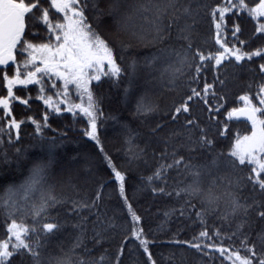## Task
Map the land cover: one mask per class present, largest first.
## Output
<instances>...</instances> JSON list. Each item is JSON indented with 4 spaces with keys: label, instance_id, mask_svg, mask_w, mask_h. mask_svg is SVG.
Wrapping results in <instances>:
<instances>
[{
    "label": "snow or ice",
    "instance_id": "1",
    "mask_svg": "<svg viewBox=\"0 0 264 264\" xmlns=\"http://www.w3.org/2000/svg\"><path fill=\"white\" fill-rule=\"evenodd\" d=\"M192 3L193 0H147L146 4L136 7L129 4V0H108L106 15L110 21L106 23L114 24L117 32L128 30V22L133 13L151 12V40L164 44L166 40L173 38L172 29L176 25L174 39L184 43L176 47L166 45L145 60L149 68H154L162 60L169 61L160 78L170 87H177L179 77H186L184 83L189 94L174 106L172 121L177 122L182 115L190 114V102L194 100L203 101L207 108V124L185 117L180 128L170 132L163 141L162 150H153L158 164L146 178L147 183L152 185L154 195L171 196L174 191L177 199L185 197L184 204L171 212L178 211L184 216L187 205V210H194L196 219L201 223L202 230L192 240L174 239L169 243L174 246L186 244L202 256H210V251H214L231 264H264V225L253 237L255 221L250 218L254 213L264 222V76L257 83L255 93L259 104L254 103L248 93H244L237 98L238 102H243L242 106L229 108L224 113L223 120H218L217 117L227 107L228 98L216 91L217 84H225V79H221V76L224 75L226 64L238 68L242 66V62L252 61L253 57L264 59V47L249 52L235 43L229 44L224 36L226 13L239 15L247 12L252 20H256L264 17V0H258L251 7L245 0H221L210 8L209 14L215 28L214 41L218 46L214 51L193 48L192 33L198 23L197 16L201 9L208 6L197 0V6L193 8ZM89 7L97 16L105 14L100 8V0H0V84L6 89V95H0V109L5 118L12 116L10 105L13 101L18 100L22 104L29 102L15 94L16 86H22L24 90L29 85L39 86L36 99L43 101L46 111L42 121L31 116L27 118L34 125V136L44 139V129L49 127L48 121L52 114L60 116L62 113H70L74 122L78 117L86 120L83 135L95 141L103 153L97 133L104 113L94 88L102 84L104 78L118 81L124 69L117 62L115 49L89 23L86 15ZM166 17L168 22L165 24ZM143 18L149 20L147 15ZM37 25L45 29L43 42L39 43L32 40L33 35H39V32L31 31ZM239 32V26L234 25L232 37L235 38ZM255 32L264 33V24L257 25ZM139 38L143 40L145 36L141 35ZM244 44L245 41H239V45ZM17 54L22 58L18 59ZM2 66H14V69L10 73ZM137 70V62L130 61L127 69L129 84H132ZM208 71L212 73V82H208L205 75ZM248 71L251 72L252 69L249 68ZM259 74H264V63L259 65ZM202 75L204 82L201 87ZM93 82L97 83L94 85ZM251 87L249 83V88ZM52 89H57L55 99L47 94ZM125 94H128V88H125ZM153 110L151 102L144 97L136 101L138 115H147ZM239 118L247 121L250 131L242 136L237 135L227 151L222 146L218 148L219 141L226 138L228 122ZM22 123L23 121L13 118L0 125V147L4 145L5 137L9 146L20 139ZM162 127L158 123L151 129V133L159 132ZM136 136L134 130L127 129L125 143L130 161L139 160L145 154L144 149L135 144ZM54 143L52 141L51 145ZM15 153V163L19 167L20 149L17 148ZM198 156L203 158V162H194ZM104 160L111 169L120 198L131 216V237L138 240V247L147 258V264H157L149 249L150 242L144 229L138 227L142 219L128 203L126 174L115 167L107 154ZM12 162L6 151L0 152V163L11 167ZM49 163L50 160L34 162L23 181L9 183L0 191V212L5 217L6 231V237L0 238V264H85L81 257L73 260L76 250L84 247L86 252L91 251L85 246V239H90L99 246L104 241V233L114 227L112 218L109 217L105 222L106 214L98 208L104 195V185L101 184L91 199L70 201V211L77 216V222L72 225L77 233L72 247L63 256H46L44 250L49 238L62 228L59 222L50 217V209L57 203L58 197L48 182ZM221 167L233 172L238 168H250L251 172L247 176L236 175L228 179L226 195L230 212L225 213L221 219L227 222L230 231L222 233L217 227L210 233L205 217L218 211L221 196L213 191L216 177L213 176L207 189L203 187L202 177ZM173 171L190 180L183 187L167 191L169 173ZM249 185L251 195L244 196V189ZM194 198H199L203 207L197 209L192 203ZM83 212L89 215H80ZM164 214L168 216L170 213L165 211ZM90 217L95 219L90 220ZM229 217L235 219L234 226ZM89 231L91 236L88 235ZM128 238L125 236V240ZM225 240L229 241L227 246L224 244ZM236 241L239 243L236 244ZM122 252L123 244L114 260L104 251L90 260L89 264H120Z\"/></svg>",
    "mask_w": 264,
    "mask_h": 264
},
{
    "label": "trees",
    "instance_id": "2",
    "mask_svg": "<svg viewBox=\"0 0 264 264\" xmlns=\"http://www.w3.org/2000/svg\"><path fill=\"white\" fill-rule=\"evenodd\" d=\"M203 4H206L208 7L205 8V12H209L210 8L220 3L221 0H199ZM187 2V0H186ZM246 3H251V6L258 2V0H245ZM147 0H129V4L138 7L140 4H146ZM102 5L108 6V0H100V8H103ZM197 6V0H193L192 7ZM204 9V8H203ZM201 9V10H203ZM200 10V11H201ZM54 11V10H53ZM59 15V14H57ZM87 19L89 23L95 28L96 31L106 39L109 44L115 49V55L117 62L121 65L122 69H124L120 79L116 82L104 78L103 83L98 87L94 88V91L100 101L101 109L104 113V118L99 121L98 128V136L100 143L103 147V153L100 151L98 156H96L95 152L91 151L93 154V158L96 163V167L102 170V174L98 175L95 179V183H93V187L88 190L87 198L91 199L95 196V186L100 187L101 184L104 185L103 188V198L99 202L98 208L102 213H105L104 216L105 222L110 217L112 218L114 227L110 228L106 233H104V241L99 245V247L107 253H111L112 251L116 252L120 250L121 245L123 244V252L120 259V264H147L141 261L140 256H138V251L140 248L138 247V243L129 240H125V236L131 237V229H132V221L131 216L128 213L127 207L124 205L123 200L120 198L118 187L116 182L112 181L110 184H107L106 178L109 174L112 175L111 169L108 167L107 163L104 160L105 154L111 158L112 163L115 167L124 172L128 178V183L126 184V195L128 198V203L132 206L133 211L139 215L142 219L141 224L138 227H142L144 232L149 240V246H152L154 250H159L161 252H166L168 255V259L162 258L161 264H183V257L179 256L175 253V250H185V254L188 256L186 262L184 264H200L191 252L193 249H190L186 244L182 246H174L171 243H161L164 237H168V235L178 236L181 241H190L192 238L202 230V226L200 221L196 219L195 211H188L187 205H185L186 213L184 216H181L179 212H171L172 209H179V207L184 204L185 197H181L179 199L176 198L175 192L173 191L176 188L183 187L184 184L188 183L190 178L186 177L183 174L177 175L175 171L169 173V188L167 191H173V195H154L152 192V185L147 183V177L152 174L153 170L158 164V158L154 155L153 150L155 149L157 152L161 151L163 148V141L168 137L170 132H175L182 125L185 117L188 119H197L202 124L208 123L207 117V108L204 105L203 101L194 100L190 102V114H184L180 117V120L177 122H173L171 119V112L174 109V106L182 102L188 93V87L184 83L186 77L181 76L177 80V87H170L166 84L165 81L161 80V73L167 67L169 61L162 60L157 63L154 68H149L145 64V60L154 52L158 51L160 48L171 45L176 47L178 45L183 44V41H172L168 43V40L165 41L164 44L154 43L151 40V31H150V20L152 17L151 12L147 13H133L129 20V28L127 31H123L127 34L131 39L136 42L142 44V49L139 51L132 50L130 48L132 46V42L128 39H123L121 37L116 38L110 34H107L105 29H102L100 26L104 22H108V17H100L97 16L96 12L92 10L91 7L87 10ZM147 15L149 20L146 21L143 17ZM200 16V12L197 16V20ZM62 19V17H61ZM165 24L168 22V18H165ZM183 21H181L182 23ZM203 18L198 20L197 25L192 33V40L198 41L193 45V48L200 47L204 50H213L208 49V46L204 44V37L209 32V26L206 23H203ZM259 22H264V18H261ZM203 25L202 27L200 25ZM238 25L240 28V32L237 33V36L234 38L237 39L238 42L240 40L245 41L243 46L237 43L238 47H243L245 51L255 50L258 47H264V33H256L255 28L258 25V22H255L251 19V17L246 13H241L236 15L234 13H227L225 19V33L230 35L232 33L233 26ZM202 28V29H201ZM201 29V31H200ZM231 30V31H230ZM32 32H39V35H33V42L39 43L43 42V33L45 29L41 25H37ZM176 25L174 24L172 30V37L176 35ZM230 31V32H228ZM141 35L145 36V39L141 40L139 37ZM136 39V40H135ZM20 56V55H19ZM135 60L138 64V70L135 78L133 79L132 84H129V76H128V64L130 61ZM261 60L260 57H253L252 61L243 62L241 67L233 68L229 70V78L225 79V84L220 86L217 84L216 91L218 93H223L228 98L227 107L221 112V114L217 117L218 120H223L224 113L227 112L229 108L242 106V101L238 102L237 98L244 94L248 93L250 98L253 99V102L259 104V101L255 99V93L257 91V83L260 81V77L262 75L259 74V70L257 67L245 66V64H251L253 61ZM235 62H233L234 64ZM233 67L232 65H227L226 67ZM9 70L11 67H6ZM252 69L251 72L248 69ZM208 77V82H211L210 77L212 76L211 71L205 73ZM150 79L155 86H159L165 90H168L169 96L171 97L164 103L161 100L154 99L151 95H146V92L135 91V84L138 79ZM223 79V78H221ZM204 82V76H201L200 86L202 87ZM97 82H93L95 85ZM249 83H251L252 87L249 88ZM125 88H128V94H125ZM159 88V89H160ZM111 92V94H110ZM112 93H115L112 95ZM174 95H173V94ZM15 94L20 96L22 99H28L27 104H22L20 102L13 101L10 105L12 116L5 118V115L0 109V125L6 122L7 119H16L18 121H23L21 124L20 139L14 142L11 146L7 144V137L4 138V145L0 147V152L6 151L9 157L12 159V165L9 167L6 164L0 163V173L9 168L12 169H21L18 173L12 174H4L0 177V191L8 185L9 183L15 182L20 183L24 180V178L28 174V169L34 162L43 160L49 161V184L54 186V181L52 180V168L57 164V158L60 154L59 151H62L61 147L63 144H69L72 141H80L78 139V133L76 138L70 136V133H75L76 129H83L84 122L83 119L77 118L75 122L73 121L72 116H65L64 118L58 120L55 114H52L49 117L48 123H51L55 120L56 124L51 130L44 136V139L41 140L38 137L34 136V125L27 118L29 116L37 119L38 121L43 120V115L46 111V107L43 105L41 100L36 99L38 95V86H28L27 90L23 88H17L15 90ZM0 95H6L5 89L0 84ZM108 96H116L118 99L122 100L120 105L123 108L128 110L129 116H125L122 114L121 108L115 109L111 107V102H108ZM144 97L146 100L150 101L153 105L154 110L147 115H138L136 113V101L140 98ZM130 116L135 118L137 121H140L147 128V131L144 129L143 132L139 131L137 127H132ZM114 117V119H113ZM130 117V118H129ZM71 118V119H70ZM162 124L163 127L159 132L153 134L151 133V129L154 128L157 124ZM229 129L226 130V138L222 139L218 143V148L223 147L225 151L230 148L232 141L236 138L237 135H242L243 133L250 130V125L247 122H240L236 119H233L228 122ZM120 129L122 133V138L115 146L110 145V140L113 139L112 135H114L115 130ZM127 129H132L137 133L135 144L139 146L140 149H144V155L139 160H129V153L127 151V145L125 143ZM63 131V132H62ZM61 133V134H60ZM67 133L69 135L67 136ZM65 134V136H62ZM44 135V134H43ZM15 136V133H13ZM62 137V138H60ZM73 138V139H72ZM76 139V140H74ZM54 141V145H51V142ZM62 142V143H61ZM20 149V160L21 165L17 167L15 163V150ZM59 148V150H58ZM59 152V154H58ZM68 152L66 148L65 151ZM62 153V152H61ZM188 155L187 153H184ZM51 155V159H50ZM57 156V157H56ZM55 159V161H54ZM210 160L211 157H208ZM196 163L203 162V158L197 157V160L194 161ZM136 167L138 173L134 176L130 174V169ZM138 168V169H137ZM250 170V168H238L233 172V176H231V169H225L223 167L219 169H213L211 174H205L202 177L203 187L208 188L211 185V181L213 176L216 177V184L213 187V191L221 196V199L218 202V211L212 215L206 216V222L209 232L211 233L214 228H220L221 232L230 231L227 226V222L222 220L221 217L230 212V207L228 203V197L226 195L228 190V179L234 177L236 175H244L245 172ZM223 177V179H221ZM248 191H244V196L251 195V185ZM258 195V194H257ZM83 197V196H81ZM259 198V195H258ZM61 202V203H60ZM67 200L65 198H60L58 196L57 203L50 209V217L53 221L59 222L62 225L60 232H58L55 236L49 238V242L46 245L53 246L56 244L59 250H55V252H65L72 247L75 236L77 235L76 231L73 229L72 225L77 222V216L71 213V203H66ZM192 203L196 205L197 209L203 207L199 198L192 199ZM64 205L62 209L60 207ZM68 210V212H66ZM165 211H169V215L165 216ZM62 212V213H61ZM3 212H0V217ZM80 215H89L87 212H83ZM154 216L153 221L156 219V224L153 226H147V222H151L149 219ZM233 226L235 225V219L232 220ZM251 220L255 221V227L253 230V237H255L256 231H259L261 226L264 225V222L260 221L255 214H251ZM91 219H95V217H90ZM147 221V222H146ZM151 227V229H150ZM91 228V223L89 222V229ZM247 230V229H245ZM67 234L68 238L65 241L63 247H61V243L64 238V235ZM91 236V232L88 233ZM132 238V237H131ZM219 243V241H216ZM239 241H236L238 244ZM135 244V245H133ZM225 246L229 244V241H224ZM96 246L94 241L90 239H85V246L88 248L89 246ZM84 252V247L76 250V253L73 255V260L75 261L78 257H84L82 254ZM169 252V253H168ZM187 252H189L187 254ZM50 254H45L51 255ZM57 255V254H56ZM220 258L215 253H210V256H207L206 260L203 259L201 264H222L220 262Z\"/></svg>",
    "mask_w": 264,
    "mask_h": 264
},
{
    "label": "rangeland",
    "instance_id": "3",
    "mask_svg": "<svg viewBox=\"0 0 264 264\" xmlns=\"http://www.w3.org/2000/svg\"><path fill=\"white\" fill-rule=\"evenodd\" d=\"M200 3L203 4L202 1ZM251 3L252 2L247 3L249 7H251ZM102 6H103V8H101V9L104 10L105 14L100 15V17H108L106 15L108 6H105V5H102ZM193 8H196V6H194ZM243 13L247 14V12H243ZM201 18H203L202 24L206 23L209 26V32L204 37V41H206V42H204V44H206L208 46V49H214L215 50L218 47L215 45V41H214L215 28L212 24L211 15L209 14V12H205V8L200 11V16H199L198 20ZM261 18H264V17H259L254 21L258 22V25L264 24V22H259V20ZM108 21H110L109 17H108ZM202 24L200 25L201 27L203 26ZM100 27L102 29H105L107 34H110L113 37H116V38L121 37V38L127 39V40L129 39L130 42H132L131 43L132 46L130 47V48H132V50L139 51L143 47L141 43L134 41L124 32H117L114 24L103 22ZM173 27H174V25H173ZM201 29H200V31H201ZM230 31H228V32H230ZM229 34L230 35H227L224 32V36L228 40L229 44H232V43H235V44L238 43L239 44L238 40L237 39L235 40L232 37L231 33H229ZM172 41H175L174 37L171 39H168V43H171ZM197 42L193 41V45ZM251 51H253V50H251ZM17 55H18V59L22 58L21 56H19V54H17ZM261 63H264V59H261L258 61H253L251 64H245V66L249 65L252 67H257L259 70V65ZM242 65H244V64H242ZM233 68L234 67L225 68L224 75H222L221 78H223V79L226 78L228 80V78L230 77L229 76V70H232ZM13 69H14V66H12V69L9 70V72L11 73ZM260 75L264 76V74H260ZM212 78L213 77L211 76L210 77L211 82H212ZM261 78L262 77H260L259 79L261 80ZM29 86H31V85H29ZM17 88H23V87L22 86H16V88L14 89V92ZM159 88H160L159 86H155L152 83V80L146 79V78L138 79L136 81V84H135V89H136L135 91L138 90L141 92H146V95H151L154 99L161 100V102L164 103L165 101H167L171 97L169 96L168 90H165L163 88L159 89ZM5 91H6V89H5ZM56 91H57V89H52L47 94L52 95L53 98L55 99V92ZM110 94H111V92H110ZM113 94H115V93H112V95ZM107 98H108L107 99L108 102H111L112 108H115V109L121 108V110L123 111L122 114L125 116H129L128 110L126 108H123L120 105V102H123L122 100L118 99V97H116V96H108ZM42 103H43V101H42ZM43 105H44V103H43ZM61 107H63V106L61 105ZM65 116L68 117V116H72V115L70 113H62L60 116H57V117H60V118H58V120H60V119L64 118ZM130 117H129L130 120H132L131 121L132 127L133 126L137 127L139 131L142 130L141 132H143L144 129L147 131V128L145 127L146 125L144 126V124H142L140 121H137L135 118H132V116H130ZM64 119H66V118H64ZM236 120H238V119H236ZM82 121L84 122V128H85L86 127V120L83 119ZM238 121H240V120H238ZM240 122H246V121H240ZM55 124H56L55 120L53 122L49 123V127L44 129V133H43L44 136H47L46 134L51 130L52 127L55 126ZM83 129H79V130L76 129L75 131H73L75 133H73V134L70 133V136L72 135V137H74V138H76V135H74V134L78 133V139H80V141H72V142H69L68 145L63 144L61 146L63 148V150L59 151L60 154L58 152L59 155H57L58 156L57 164L52 168V173H51L52 174L51 178L54 181L53 189H54L55 194L57 195V197L59 196L60 198H65L67 200L66 203H69V204H70V201L72 199H85V196H87V194H88V190L93 187V183H95L94 182L95 179L98 177V175L102 174V170L96 167L95 160L92 157L93 156L92 152L94 151L96 156H98L100 149L97 147L95 141H92L83 135ZM33 131L35 133V128H33ZM249 131L250 130H248L247 132H249ZM247 132L243 133L242 135L246 134ZM122 133L123 132L120 129L115 130L114 135H112L113 139L110 140L111 146H115L119 142V140L122 138ZM68 135H69V133H67V136ZM62 136H65V134H62ZM60 138H62V137H60ZM74 140H76V139H74ZM66 148L68 149V152L65 153L63 151H65ZM58 150H59V148H58ZM54 161H55V159H54ZM11 170L9 168L4 169L0 173V177L4 174L5 175L11 174ZM20 170L21 169H13L12 174L18 173ZM137 173H138V170H136V167H133V169H130V174L135 176ZM249 174H250V171L247 170L245 172L244 176H247ZM231 176H233V171H231ZM106 180H107V184H110L112 181H114V183L116 182L113 175H111V174H109V176L106 178ZM249 186L246 189H244V191H248L250 189ZM97 187L98 186H95V192H96ZM81 196H83V197H81ZM90 196H92V195H90ZM90 196H88L87 198H89ZM63 207H64V205H62L60 207V209H62ZM66 212H68V210H66ZM2 216L3 217H0V238H5L6 237V231H5V227H4L5 217H4L3 213H2ZM153 217L154 216L147 218L151 221V222L146 221L148 227L156 224L157 220L155 219L153 221V219H154ZM230 219L234 220L232 217ZM150 229H151V227H150ZM63 238L64 239L62 241H59V243H58V244L61 243V247L64 246L65 241L68 238V235L65 234ZM174 239L181 241V239L178 238V236L168 235V237H164V239L161 243H167L168 244L170 241H172ZM129 240H133V241L138 243V240H136L134 238L129 237ZM133 245H135V244H133ZM54 249L59 250V248L56 244H54L53 246H48V247L46 246L45 250H44L45 254L52 253L51 254L52 257H59V256H63L68 251L67 250L65 252H55ZM88 249H91V251L86 252L84 250V252L82 254L84 256L82 258H83L85 264H89L90 260L98 257L101 252L105 251V250L101 249L99 246H93V245L89 246ZM149 249L152 252L154 259L156 260L157 264H161L162 258H165V257L168 258V255L166 254V252L160 253L159 250H154V248L152 246H149ZM175 253L177 255L183 257V264H184L188 258V256L185 254V250H183V251L181 249L175 250ZM188 253L189 252H187V254ZM210 253L215 254L216 252L210 251ZM216 254L218 255V257L222 261V264H231L230 261H225L224 258L222 256H220L219 253H216ZM191 255H193L195 257V259L200 264L203 262V259L206 260V258H207V256H202L200 253H197L195 250H193L191 252ZM109 256L114 260L115 259V252L112 251L111 253H109ZM138 256H140L141 261H143L144 263H147V258L143 255L142 249H140L138 251ZM209 264H211V263H209Z\"/></svg>",
    "mask_w": 264,
    "mask_h": 264
},
{
    "label": "water",
    "instance_id": "4",
    "mask_svg": "<svg viewBox=\"0 0 264 264\" xmlns=\"http://www.w3.org/2000/svg\"><path fill=\"white\" fill-rule=\"evenodd\" d=\"M2 67H8V66H2ZM238 120H240V121H246V120H244L243 118H239ZM247 122V121H246Z\"/></svg>",
    "mask_w": 264,
    "mask_h": 264
},
{
    "label": "flooded vegetation",
    "instance_id": "5",
    "mask_svg": "<svg viewBox=\"0 0 264 264\" xmlns=\"http://www.w3.org/2000/svg\"><path fill=\"white\" fill-rule=\"evenodd\" d=\"M15 102H19L18 100H16Z\"/></svg>",
    "mask_w": 264,
    "mask_h": 264
}]
</instances>
